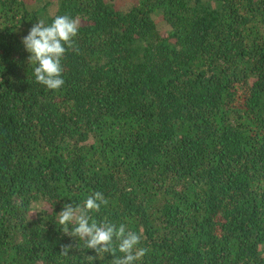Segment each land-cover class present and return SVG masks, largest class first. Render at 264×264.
Listing matches in <instances>:
<instances>
[{"label":"trees","instance_id":"1","mask_svg":"<svg viewBox=\"0 0 264 264\" xmlns=\"http://www.w3.org/2000/svg\"><path fill=\"white\" fill-rule=\"evenodd\" d=\"M119 1L0 0V264H90L55 216L97 191L137 264H264V0ZM65 14L51 90L22 38Z\"/></svg>","mask_w":264,"mask_h":264},{"label":"clouds","instance_id":"2","mask_svg":"<svg viewBox=\"0 0 264 264\" xmlns=\"http://www.w3.org/2000/svg\"><path fill=\"white\" fill-rule=\"evenodd\" d=\"M77 32L78 21L67 14L57 15L49 24L38 20L30 28L22 38V43L30 53L29 60L35 65L33 75L36 82L51 90L60 89L64 85L61 59L67 51L66 45H72ZM104 204H107V200L103 193L94 192L82 206L65 203L56 212L55 222L64 233L83 241L86 249L95 250L97 256L90 255V264L94 259L102 260L106 254H111L113 264H137L147 252V249L138 247L141 234L127 230L125 224L117 226L107 220L97 222L89 213L98 211ZM71 247H64L65 254L69 253ZM117 251L122 255L115 256Z\"/></svg>","mask_w":264,"mask_h":264},{"label":"rangeland","instance_id":"3","mask_svg":"<svg viewBox=\"0 0 264 264\" xmlns=\"http://www.w3.org/2000/svg\"><path fill=\"white\" fill-rule=\"evenodd\" d=\"M124 3L125 2L121 0V1L118 2V5H121V4H124Z\"/></svg>","mask_w":264,"mask_h":264}]
</instances>
